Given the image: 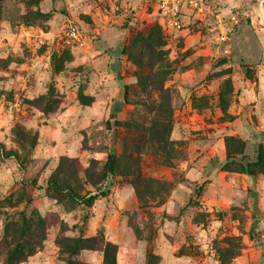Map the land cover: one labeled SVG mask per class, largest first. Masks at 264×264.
I'll list each match as a JSON object with an SVG mask.
<instances>
[{"label":"rangeland","instance_id":"374dc122","mask_svg":"<svg viewBox=\"0 0 264 264\" xmlns=\"http://www.w3.org/2000/svg\"><path fill=\"white\" fill-rule=\"evenodd\" d=\"M162 1L0 0V264H264V0Z\"/></svg>","mask_w":264,"mask_h":264},{"label":"trees","instance_id":"16d2710c","mask_svg":"<svg viewBox=\"0 0 264 264\" xmlns=\"http://www.w3.org/2000/svg\"><path fill=\"white\" fill-rule=\"evenodd\" d=\"M124 88V95L126 96V89H127V85L123 86ZM159 142L163 143L165 141V138H160L159 137ZM1 152V151H0ZM237 151H233L231 153L230 149L227 152V160L224 163V166H230V164L234 163L237 164L235 162H238V168H240L242 171L250 174V175H256L257 173L261 172L264 170V149H263V145L259 144V147L257 149V154L255 159L251 160V161H243V160H237L236 159V153ZM239 153L241 152L238 151ZM117 163H118V156L114 153V152H109L107 154V158L104 164V171L105 174L107 173H113L116 168H117ZM75 171V169H72ZM77 171V169H76ZM86 172V170H85ZM68 171L66 173H54L51 175V177L49 178V184L56 188L57 190H62L65 189L67 192H69L71 194V196L77 198V192L73 189V187L70 185V183L67 182V178H68ZM104 174V175H105ZM137 193L139 195L140 198H142V194L140 193V191H138L137 189ZM80 198V197H78ZM93 198V195H90L88 197H86L84 200V202H87L88 204L91 203V200ZM26 221L24 220L23 223H25ZM18 239V238H17ZM98 236H92V237H85V238H75L72 242V246L77 250L79 248H94L96 247V243L98 240ZM103 242V241H102ZM21 242L20 240L16 241V246L17 247H21ZM104 248H105V259H104V264H115V254L113 253L115 247L113 244L111 243H103ZM22 248V247H21ZM72 248H69V250L71 251ZM33 249L30 246L28 249V252H32Z\"/></svg>","mask_w":264,"mask_h":264},{"label":"built area","instance_id":"2783aa9c","mask_svg":"<svg viewBox=\"0 0 264 264\" xmlns=\"http://www.w3.org/2000/svg\"><path fill=\"white\" fill-rule=\"evenodd\" d=\"M169 3H172V5H175V7L178 6V4L183 3L185 5L190 4L193 5L194 7L200 6V1L199 0H163L162 1V6L168 5ZM67 32L70 33L72 36L79 38L81 36L80 31L78 28H76L74 25H68L67 26Z\"/></svg>","mask_w":264,"mask_h":264}]
</instances>
